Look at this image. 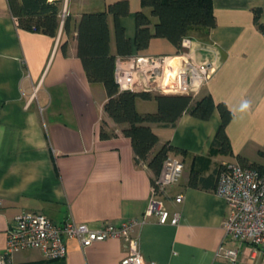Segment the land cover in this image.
<instances>
[{"label": "crops", "instance_id": "obj_1", "mask_svg": "<svg viewBox=\"0 0 264 264\" xmlns=\"http://www.w3.org/2000/svg\"><path fill=\"white\" fill-rule=\"evenodd\" d=\"M114 1L61 0L59 12L65 10L68 26L60 25L49 36L19 27L7 0H0V254L15 216L37 211L56 222L72 218L90 228L136 218L133 234L147 264H264L259 249L248 244L241 245L237 262L216 255L221 243H238L226 235L227 205L214 189L219 167L238 162V155L264 167V32L253 13L260 8L258 22H264V0H212L215 25L192 33L191 54L217 62L194 98L209 94L231 110L225 131L232 153L211 144L220 123L216 108L207 119L184 111L174 125L152 124L158 138L152 151L167 142L181 150L170 153L184 167L177 182L154 196L157 203L148 214L151 172L145 162H135L131 140L120 132L124 125L103 112L105 89L87 80L76 53L80 15L104 10ZM127 1L129 12L120 22L133 40L135 14L143 8L141 0ZM108 23L110 50L116 53L111 15ZM179 49L166 38L153 37L136 53L174 54ZM245 100L251 107L241 112ZM136 108L153 111L156 103L138 99ZM101 120L107 132L117 135L101 138ZM193 171L211 177L207 187L186 185ZM160 207L169 217L177 212L178 221L160 222ZM66 248L61 259H46L39 248L19 250L12 258L14 264H120L127 254L120 238L88 246L67 238Z\"/></svg>", "mask_w": 264, "mask_h": 264}, {"label": "trees", "instance_id": "obj_2", "mask_svg": "<svg viewBox=\"0 0 264 264\" xmlns=\"http://www.w3.org/2000/svg\"><path fill=\"white\" fill-rule=\"evenodd\" d=\"M7 2L19 27L49 36L57 34L60 27L61 0H7ZM141 6L143 9L135 14L133 40L126 36L120 22V17L129 12L127 0L111 2L101 11L82 13L76 23L75 39L76 53L87 80L91 83L99 82L105 89L103 112L113 122L124 125L120 132L130 138L135 162L146 163L153 184L161 171L165 157L170 152L181 150L166 142L153 152L152 148L158 138L151 129L152 124L174 125L184 111L195 117L207 119L216 108L220 114V123L211 144L221 152L232 153L225 131L232 112L224 103L215 102L209 94L195 99L186 94H152L118 89L113 74L117 57L140 52L147 48L153 37L166 38L179 49L182 37L192 38L195 30H205L215 25L212 0H141ZM253 13L254 21L264 32V22H258L260 8H254ZM109 15L113 19L116 53L110 50ZM66 19L67 17L62 23L64 28L68 26ZM138 99H153L156 103L155 110L139 111L136 108ZM104 126L105 121L101 120L99 129L101 138L117 135L113 131L107 132ZM238 162L247 167L264 169L239 155ZM210 180L211 177H203L198 171H193L186 185L207 187Z\"/></svg>", "mask_w": 264, "mask_h": 264}, {"label": "built area", "instance_id": "obj_3", "mask_svg": "<svg viewBox=\"0 0 264 264\" xmlns=\"http://www.w3.org/2000/svg\"><path fill=\"white\" fill-rule=\"evenodd\" d=\"M66 12L59 13L62 25ZM17 23L16 18H14ZM192 38L184 36L180 49L174 54L133 53L117 57L114 65V80L119 90L149 92L152 94H186L194 98L200 88L213 74L217 62L214 59H198L191 54ZM184 167L183 160L169 153L162 164L160 173L152 184V194L146 213L154 210L159 195L164 189L177 182ZM215 190L227 205V216L223 221L226 235L238 246L219 245L216 255L230 262H237L241 245H251L262 254L264 261V169L251 168L239 162L223 163L216 175ZM181 196H176L180 200ZM160 202V201H159ZM160 222L178 221V213L169 217L168 212L157 209ZM138 223L136 218L113 224L102 221L90 228L77 223L72 218L56 222L37 211L18 213L6 230L0 264H14L13 254L27 248H39L46 259H61L66 255V239L75 238L82 246L107 238L122 239L127 254L120 264H147L138 245L133 229Z\"/></svg>", "mask_w": 264, "mask_h": 264}, {"label": "clouds", "instance_id": "obj_4", "mask_svg": "<svg viewBox=\"0 0 264 264\" xmlns=\"http://www.w3.org/2000/svg\"><path fill=\"white\" fill-rule=\"evenodd\" d=\"M250 107H251V102L245 100V101H243V102L241 103L240 108H239V111H241V112H245V111L249 110Z\"/></svg>", "mask_w": 264, "mask_h": 264}, {"label": "rangeland", "instance_id": "obj_5", "mask_svg": "<svg viewBox=\"0 0 264 264\" xmlns=\"http://www.w3.org/2000/svg\"><path fill=\"white\" fill-rule=\"evenodd\" d=\"M141 104L149 106L150 105V102L149 101H144V103H141ZM147 106H141V105H139V109H145L144 107H147Z\"/></svg>", "mask_w": 264, "mask_h": 264}]
</instances>
